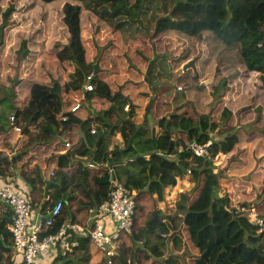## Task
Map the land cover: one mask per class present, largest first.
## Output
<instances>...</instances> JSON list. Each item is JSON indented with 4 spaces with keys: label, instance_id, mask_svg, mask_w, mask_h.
<instances>
[{
    "label": "trees",
    "instance_id": "trees-1",
    "mask_svg": "<svg viewBox=\"0 0 264 264\" xmlns=\"http://www.w3.org/2000/svg\"><path fill=\"white\" fill-rule=\"evenodd\" d=\"M40 1L64 3L61 13L68 39L65 44H56V57L62 64L73 65L74 70L62 88L32 83L24 109L12 105L17 124L24 123L22 131L28 137L29 146L26 145L11 161L7 157L0 158V176L7 178L6 173L11 168H20L22 177L32 188L34 204L43 201L46 208L58 201L64 202L62 215L50 231L55 234L67 221L78 222L91 209L108 201L111 190L109 170L112 169L116 179L136 192L137 201L133 232L124 237L126 245L121 248L115 264H264V235L258 234L248 215L236 214L237 208L232 207L228 194L220 193L221 177L214 164L219 155L233 152L239 137L227 133L223 139L216 140L211 136L216 131L224 133L221 126L234 114L254 108L260 95L258 90L247 89L232 109L223 110L216 122L209 115L195 119L177 112L159 120L161 132L151 129L148 121L153 102L141 118L138 107L125 112L123 105L117 124L106 118L108 113L85 122L72 114H68V122L60 119L67 115L63 93L83 94L86 99L88 94L97 91L96 88L93 93H88L84 89L87 77L94 72V64L88 61L82 38L84 10L105 22L114 32H128L136 27L138 31L150 33V23L156 22L150 40L174 35L182 41L194 39L200 42L204 33H212L224 46L236 45L243 65L249 72L258 73L264 84V0ZM14 11L11 6L6 20ZM161 13L163 17H159ZM3 45L0 42V47ZM28 55L24 45L21 60ZM183 59L187 60V56ZM163 75V68L153 60L149 64L146 83L152 88L157 87L156 80ZM4 89L0 79V96ZM228 89L227 81L222 80L213 96L223 99ZM108 98L111 99L109 95ZM8 102L2 99L0 105ZM93 123L98 125L96 134L91 133ZM9 124L0 125V135L9 133L3 140L13 135V126ZM79 130L84 134L83 139L78 138ZM181 133L186 135V140L180 138ZM106 136L109 138L107 148ZM117 136L121 137L120 141L112 149V141ZM67 141L73 147L67 156L61 157L59 149ZM194 141L200 144L212 141L210 156H194L189 149V143ZM181 145L184 151L177 153ZM91 161L107 165V171L102 173L103 167L97 171L88 168ZM43 162L50 172L43 169ZM51 172L54 173L53 180L61 186L50 188L52 202H48L44 199V177ZM189 172L195 188L200 190L188 207L169 215L155 209L156 204L165 203L166 190L176 187L178 180L184 179ZM97 175L102 176L97 180L99 187L91 182ZM242 207L251 209L250 205ZM147 211L150 217L141 225L139 218ZM11 218L9 210L0 216V231L4 237L0 264L11 263L13 237L7 228ZM212 233L217 237L215 242L206 243L204 238ZM188 242L197 244L199 250V257L191 258L190 263L174 257L185 255ZM91 254L90 240L81 238L77 252L68 257L59 256L57 263L89 264Z\"/></svg>",
    "mask_w": 264,
    "mask_h": 264
},
{
    "label": "rangeland",
    "instance_id": "rangeland-1",
    "mask_svg": "<svg viewBox=\"0 0 264 264\" xmlns=\"http://www.w3.org/2000/svg\"><path fill=\"white\" fill-rule=\"evenodd\" d=\"M63 4L62 1L45 4L40 0H0V42L4 43L0 47V79L5 88L0 100L9 101L0 105V125L8 124L9 117L15 114L12 105L19 107L29 99L32 83L62 88L74 70L73 65L62 64L56 57V44H65L68 39L62 21ZM11 6L15 11L6 20ZM159 17H163V13ZM155 24L150 23V33L138 31L136 27L128 32H114L105 22L84 10L83 44L89 63L95 65L101 58L100 69L103 71L98 75L101 84L96 80L97 91L88 94L86 99L83 95L63 93L64 101H83V107L88 104L100 114L108 113L113 124L121 120L124 102L123 98L117 97L124 94L130 95L139 104L140 100H156L155 113H164V117L178 112L195 119L209 115L216 122L223 110L232 109V105L247 89L258 90L260 95L254 108L234 114L229 122L221 126L220 129H225L224 133L216 131L211 136L216 140L223 139L227 133L239 137V143L232 153L219 155L215 159L216 173L221 177L220 193L229 195L233 208L264 206V84L259 74L246 69L236 45L226 47L212 33H204L200 42L194 39L182 41L174 35L150 40ZM24 45L29 55L22 61ZM186 56L187 60H184ZM153 60L161 65L164 72L159 80V89L154 92L141 82L146 78ZM189 63L193 64L192 67L185 69ZM120 76L123 78H118ZM110 78L114 79L111 86L103 82ZM222 80L227 81L229 89L224 93V98L219 100L213 93ZM140 105L142 109L146 107L143 102ZM153 120L149 119L150 128L161 132L158 122ZM120 138L117 136L113 139L112 149ZM180 138L186 140V135L181 133ZM108 144L109 138H106L105 147ZM7 147L10 149L13 144L7 143L4 148ZM104 171L106 169L102 173ZM199 190L188 174L178 180L176 187L166 190L165 203L156 204L155 209L168 215L186 209ZM149 217V211L141 216V225ZM216 238L212 233L204 240L214 243ZM125 245L123 239L121 248ZM92 249L89 264H106L103 257ZM197 256V244L188 242L185 255L174 257L190 263L191 258Z\"/></svg>",
    "mask_w": 264,
    "mask_h": 264
},
{
    "label": "built area",
    "instance_id": "built-area-1",
    "mask_svg": "<svg viewBox=\"0 0 264 264\" xmlns=\"http://www.w3.org/2000/svg\"><path fill=\"white\" fill-rule=\"evenodd\" d=\"M95 78L93 74L87 77L85 92L95 91ZM82 108L83 101H73L72 105L65 109L67 115H62L61 121L68 122V114L76 116ZM129 110L130 105H127L125 111ZM10 122L17 133L22 132V124H17L16 115L10 116ZM91 129V133L96 134L98 125L93 123ZM212 145V141L206 144L194 141L189 143V149L196 157L210 156ZM72 147L73 144L67 141L59 155L67 156ZM183 151V146H178L177 153ZM88 166L97 165L92 162ZM103 166L107 171L108 166ZM109 173L111 190L108 201L89 211L85 225L69 220L55 234L50 231L62 215L63 201H58L46 209L40 207L36 210L31 195L17 191L13 186L1 184L0 181V216L5 210H9L12 216L10 226L13 237L12 264H59L57 263L59 256L68 257L77 252L81 238L90 240V244L103 256L106 264H115L121 255L122 239L133 232L137 201L136 192L130 191L116 179L112 169ZM50 177H54L53 172ZM250 206L251 209L238 207L236 214L248 215L258 234L263 236L264 206Z\"/></svg>",
    "mask_w": 264,
    "mask_h": 264
},
{
    "label": "crops",
    "instance_id": "crops-1",
    "mask_svg": "<svg viewBox=\"0 0 264 264\" xmlns=\"http://www.w3.org/2000/svg\"><path fill=\"white\" fill-rule=\"evenodd\" d=\"M101 71H103L102 69H101ZM100 74V73H99ZM98 74V75H99ZM96 76V78H95V82H94V84H95V87H96V80L98 81V78H99V76ZM118 78H120V79H122L123 77L122 76H120V77H118ZM161 79V78H160ZM68 80H69V78H68ZM162 81L164 82V80L162 79ZM68 82V81H67ZM66 82V83H67ZM100 81H98V83H99ZM103 82H107V84H109L110 86H111V83H113L114 82V79H106V80H104ZM125 82V81H124ZM139 82V81H138ZM141 82L142 83H144V85H147L148 86V89L150 88L153 92L154 91H156V90H158L159 89V80L157 79L156 80V85H157V87H150L147 83H146V79L145 78H143L142 80H141ZM65 83V84H66ZM99 84H101V83H99ZM103 84V83H102ZM97 88V87H96ZM111 88V87H110ZM109 88V92H110V89ZM127 89V88H126ZM154 96V95H153ZM151 97H152V94H151ZM120 98H123V102H124V108L127 106V105H130V109H131V107H138L139 109H140V111H139V116L138 117H143V115L145 114V112H146V108H148L149 107V105L154 101V99L153 100H151V101H139L140 102V104L143 102V104L144 105H146V107L145 108H141L142 106L139 104V103H135V101H133V99H132V97L130 96V95H127V94H124V95H122V96H119V98L118 99H120ZM117 99V100H118ZM110 101V100H109ZM112 101V100H111ZM67 101H64V105H65V109L67 110L71 105H72V101H70L69 103H66ZM95 102V101H94ZM115 102H116V100H115ZM27 103H28V101H23L22 103H21V105L19 106L21 109H24V107L27 105ZM156 103V104H155ZM158 104V102H156V100L154 101V103H152V107H151V111H152V109L154 108V111H153V113L150 111V113H149V115H148V121H149V119L150 120H152V119H154L153 121H157V122H159V120L160 119H163L164 118V113L162 114V113H155V107H156V105ZM89 105L87 104L86 105V107H83L79 112H78V114L76 115V117H78L79 119H81L82 121H87L88 119H91L92 117H95V116H104V114H100V113H98L94 108H90V107H88ZM92 106V105H91ZM17 107V106H16ZM123 107V106H122ZM130 111V110H129ZM128 111V112H129ZM15 115V114H14ZM12 116V115H11ZM171 116V115H170ZM106 117V116H105ZM106 118H108V117H106ZM9 119H10V117H9ZM109 119V118H108ZM111 121V120H110ZM150 122V121H149ZM9 123H10V125H11V122L9 121ZM20 124H22V128L24 127L23 125H24V123H20ZM150 124V123H149ZM12 126V125H11ZM158 127H159V124H158ZM160 128V127H159ZM11 132H12V134L13 135H11L8 139H6V140H3L2 138H6V137H8V134H2V135H0V158L2 159V158H5V157H7L8 159H9V161H11L12 160V158H13V156L14 155H16L19 151H20V149H21V147L23 146H26L27 145V142H28V137L24 134V132L22 131L21 133H15V130H14V127H13V130H11ZM78 132V138H80V139H83V136H84V134L82 133V131L81 130H79V131H77ZM106 138H108L107 136H106ZM105 138V139H106ZM7 143H11V144H13V147L12 148H8L7 147V149H5L4 147L6 146V144ZM118 143V142H117ZM64 147H61L60 149H59V151H61L62 149H63ZM107 148V147H106ZM22 150H24V148L23 149H21V151ZM70 152V151H69ZM2 153V154H1ZM60 156V155H59ZM43 169H45L47 172L46 173H48V172H50L49 171V169L45 166L46 164L43 162ZM88 168H90V169H92V170H95V171H97L98 169H99V167L98 166H94V167H89V166H87ZM101 167H103V166H101ZM103 168H105V166L103 167ZM52 173V172H51ZM51 173H50V175H51ZM6 175H7V178H5V177H3V176H0V181L2 182H0L1 184H6V185H10V186H13L17 191H21V192H23V193H27L28 195H31V190H32V188H31V186L26 182V180L22 177V175H21V171H20V168H18V169H14V168H11V170L9 171V172H7L6 173ZM49 175V176H50ZM48 176V174H46V177H44L46 180H49V179H52L53 180V178H51V177H49ZM102 176H94L93 178H92V180H94L93 182H95L94 184V186L95 187H99V181H97V180H99V178H101ZM96 180V181H95ZM54 181V180H53ZM55 182V181H54ZM52 187V186H51ZM50 187V188H51ZM52 192V190L51 189H49V193H48V198L47 199H45V197H44V199L46 200V201H48V202H50V201H52V197H51V195H50V193ZM44 195H45V192H44ZM31 199H32V197H31ZM34 204V203H33ZM33 207L37 210L38 208H44V209H46V208H48V207H44V205H43V201L41 202V203H36V204H34L33 205ZM50 207V206H49ZM88 216H89V213L86 215V216H83V217H80V219L78 220V222L76 221V223H79L80 225H85L86 224V220H87V218H88ZM11 221H12V218H11ZM71 221H73V220H71ZM73 222H75V221H73ZM11 224H12V222L10 223V224H8V230H9V232H10V226H11ZM11 234V233H10ZM124 237H126V236H124ZM124 239V238H123ZM122 239V240H123ZM13 240V239H12ZM3 242H4V237H3V235H2V233H1V231H0V250H1V245L3 244ZM92 248H94L95 250H96V248L95 247H93V246H91V253H92V251H93V249ZM120 250H121V248H120ZM96 252L98 253V254H100L97 250H96ZM5 256H6V254H4ZM101 255V254H100ZM12 256H13V251H12V253H11V263H12ZM102 256V255H101ZM103 257V256H102ZM104 259V258H103ZM3 263H4V261H3ZM10 263V264H11ZM148 264H151V262H149Z\"/></svg>",
    "mask_w": 264,
    "mask_h": 264
},
{
    "label": "water",
    "instance_id": "water-1",
    "mask_svg": "<svg viewBox=\"0 0 264 264\" xmlns=\"http://www.w3.org/2000/svg\"><path fill=\"white\" fill-rule=\"evenodd\" d=\"M100 60H101V58H99L97 60V62L95 63V65L93 66L94 67L93 74L95 76H97L101 72V69H100V62L101 61ZM192 65H193L192 63L187 64L185 66V69L189 68L190 66L192 67ZM208 82H210V81H208ZM45 184H46V187H45V195H44L45 199L48 198V193H49V189H50L51 186H61V184L59 182H54L52 179H49V180H46L45 179Z\"/></svg>",
    "mask_w": 264,
    "mask_h": 264
},
{
    "label": "clouds",
    "instance_id": "clouds-1",
    "mask_svg": "<svg viewBox=\"0 0 264 264\" xmlns=\"http://www.w3.org/2000/svg\"><path fill=\"white\" fill-rule=\"evenodd\" d=\"M93 75H94V74H93ZM94 76H95V75H94ZM124 110H125V108H124ZM92 162H93V161H91V163H92ZM91 163H90V164H91ZM93 163H94V162H93ZM94 164H95V163H94ZM96 165H97V164H96ZM97 166H98V167H99V166L101 167V166H103V165H97ZM103 167H104V166H103ZM103 169H105V168H103Z\"/></svg>",
    "mask_w": 264,
    "mask_h": 264
}]
</instances>
